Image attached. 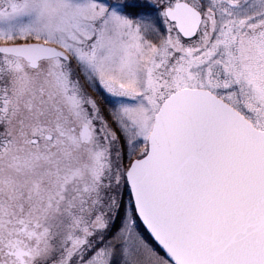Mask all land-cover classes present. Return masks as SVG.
<instances>
[{"label":"snow or ice","instance_id":"6c2138e0","mask_svg":"<svg viewBox=\"0 0 264 264\" xmlns=\"http://www.w3.org/2000/svg\"><path fill=\"white\" fill-rule=\"evenodd\" d=\"M0 264H264V0H0Z\"/></svg>","mask_w":264,"mask_h":264}]
</instances>
